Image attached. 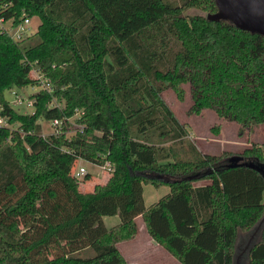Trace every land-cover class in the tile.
I'll list each match as a JSON object with an SVG mask.
<instances>
[{"label": "trees", "instance_id": "1", "mask_svg": "<svg viewBox=\"0 0 264 264\" xmlns=\"http://www.w3.org/2000/svg\"><path fill=\"white\" fill-rule=\"evenodd\" d=\"M215 10L214 0H0V114L11 125L0 127V264H128L117 244L136 235L138 215L181 264H233L239 231L264 214V178L224 164L264 163V147L202 152L161 95L182 100L188 83L189 113L212 109L239 135L264 123V36L208 19ZM32 16L35 41L13 38L8 28ZM33 68L51 90L21 112L5 91L39 84ZM42 119L74 132L43 136ZM77 159L112 169L82 191ZM146 184L168 191L146 205ZM85 247L94 254H74ZM248 260L264 264V226Z\"/></svg>", "mask_w": 264, "mask_h": 264}, {"label": "rangeland", "instance_id": "2", "mask_svg": "<svg viewBox=\"0 0 264 264\" xmlns=\"http://www.w3.org/2000/svg\"><path fill=\"white\" fill-rule=\"evenodd\" d=\"M189 13H203L200 10L190 9L187 11ZM39 24V18L37 16H32L28 18V22L24 24L25 31L22 35H30L32 34V41H35V36L33 34L37 30V26ZM10 34H14L15 29H8ZM15 39H18L13 36ZM32 75L34 73L32 72ZM185 88V96L184 99L179 100L174 91L172 89H166L161 93L162 98L171 108L175 116L178 120L185 125L187 128V138L192 140L195 145L202 151L206 153H215L218 154L222 152L223 149H230L231 152L236 153L237 150L233 149L232 144H228L219 140V128L227 123L221 118H219L212 109L206 108L203 109L200 113H189L188 108L191 103V98L189 94V84H183ZM39 84L29 85L22 89L12 88L10 90L5 91V97L12 104L13 93L16 90L23 98H26L31 93H34L39 89ZM15 109L21 112H31L33 109L31 106H14ZM40 123V131L41 134H49L52 131L51 122L49 120L42 119L39 121ZM218 126V132H215L212 127ZM226 126V130L224 131L227 137H232L235 139L234 135V127L230 123ZM241 139H244L242 137ZM228 151V150H227ZM234 156V155H233ZM79 166L85 168V171L90 174L89 178L83 180L84 175L78 176L81 179L79 184V188L82 191H90L93 188L95 183H100L105 180L107 176V172H105L101 167L97 164L83 160L77 159L75 164L73 165V169H77ZM149 176L160 178L165 182L172 181L173 179H178V177L169 176L167 174H160L157 172H148ZM204 181H200L202 183ZM168 191V186L165 184H161L157 187H154L152 184H146L143 187V198L146 205L154 202ZM264 226V217L260 221H258L253 228L256 229V234L254 238L250 237V229L249 231H239L237 237V251L238 260L235 264H248V253L245 249V246H249L254 243ZM143 228V227H142ZM250 239V240H249ZM248 242V243H247ZM156 243L146 232V230L139 228L137 230L136 235L129 239L120 241L119 246L120 249L126 254H136L135 260L133 264H180L174 257H172L169 253L165 251V249ZM162 248V249H161ZM242 249V251H241ZM149 251V253H147ZM152 253V254H150ZM167 253V254H166ZM77 256L87 257L92 256L94 251L91 247H85L79 251L74 252ZM138 255V256H137ZM171 256V257H170Z\"/></svg>", "mask_w": 264, "mask_h": 264}, {"label": "water", "instance_id": "3", "mask_svg": "<svg viewBox=\"0 0 264 264\" xmlns=\"http://www.w3.org/2000/svg\"><path fill=\"white\" fill-rule=\"evenodd\" d=\"M214 2L216 10L206 14L208 19L227 20L238 28L264 36V0H214ZM234 165L250 166L260 172L264 178V163L262 162H257L251 159L243 160L241 157L234 155L224 164V166ZM262 217H264V214ZM252 244L245 246V249L247 247V253ZM237 260L236 246L233 255V264H235Z\"/></svg>", "mask_w": 264, "mask_h": 264}, {"label": "crops", "instance_id": "4", "mask_svg": "<svg viewBox=\"0 0 264 264\" xmlns=\"http://www.w3.org/2000/svg\"><path fill=\"white\" fill-rule=\"evenodd\" d=\"M224 121L227 124L230 123L231 125H233L235 139H233L232 137H227L226 135H224L225 134L224 131L226 130V126L225 125H227V124H225L224 127L222 125L219 128V140L220 141L225 142V144L226 143L232 144L233 145V149L234 150H237V152L240 151V150H242L243 147L249 146L251 143H255V144H258V145H261V146L264 147V123H259L257 125H254V126H252L250 128V130H248L247 132H244L242 135H239L238 134V124L235 121H227V120H224ZM242 137H244V139H241ZM223 150L231 151L230 149H223ZM102 219H103L104 224L107 227H110V225H112L113 223L117 222V215H113V216H103ZM135 219H136V222H137V228H138L137 230H139V228L146 230L141 216L138 215V216H136ZM119 243L120 242H118L117 246H118L119 250L121 251L122 255L124 256L125 260L127 261L128 264H133V262L135 260V255L136 254L135 255L134 254H130V255L126 254L125 252H123L120 249ZM157 246H158V244H157ZM165 251L167 253H169L166 249H165ZM147 253H149V251ZM150 254H152V253H150Z\"/></svg>", "mask_w": 264, "mask_h": 264}, {"label": "built area", "instance_id": "5", "mask_svg": "<svg viewBox=\"0 0 264 264\" xmlns=\"http://www.w3.org/2000/svg\"><path fill=\"white\" fill-rule=\"evenodd\" d=\"M26 22H28V18H25L17 26L11 27V28L15 29L14 34H11V36L12 37L13 36H18L16 38H20L21 34L25 31L24 24ZM3 27L4 26L2 24V20L0 19V28H3ZM8 29H10V28H8ZM32 72L34 73L33 76L38 79L39 86L41 88H44L46 90H51L47 79L44 78L43 75L36 68H33ZM32 101L33 100L29 96H27L26 98H23L16 90L13 93V99H12V105L13 106H17V107H19V106H24V107L31 106L32 107ZM50 122H51L50 125L52 127V131L50 133L59 134V133H63L64 132L66 135H70L72 132H74V129H72V128H64L62 120L53 119ZM4 126L11 127V125L7 122V118L0 114V127H4ZM42 135L44 136L46 134H42ZM98 166L101 167L107 173H109L111 171V169H112V165H111L109 160H105L102 164H99ZM72 172L77 177L87 173L85 171V168L82 167V166H79L77 169H73V167H72Z\"/></svg>", "mask_w": 264, "mask_h": 264}, {"label": "flooded vegetation", "instance_id": "6", "mask_svg": "<svg viewBox=\"0 0 264 264\" xmlns=\"http://www.w3.org/2000/svg\"><path fill=\"white\" fill-rule=\"evenodd\" d=\"M256 229L257 228H252V230H250V237L251 238H254V235L256 234ZM250 240V239H249ZM248 243V242H247ZM241 251H242V249H241ZM238 254H239V251H237V256H238ZM239 257V256H238Z\"/></svg>", "mask_w": 264, "mask_h": 264}]
</instances>
